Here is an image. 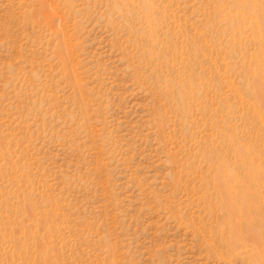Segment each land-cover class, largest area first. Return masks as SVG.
<instances>
[{"label":"rangeland","instance_id":"374dc122","mask_svg":"<svg viewBox=\"0 0 264 264\" xmlns=\"http://www.w3.org/2000/svg\"><path fill=\"white\" fill-rule=\"evenodd\" d=\"M0 264H264V0H0Z\"/></svg>","mask_w":264,"mask_h":264}]
</instances>
